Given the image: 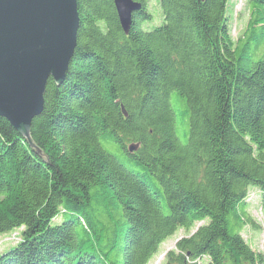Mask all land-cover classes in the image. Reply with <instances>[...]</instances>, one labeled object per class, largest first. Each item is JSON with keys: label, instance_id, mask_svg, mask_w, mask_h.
<instances>
[{"label": "trees", "instance_id": "16d2710c", "mask_svg": "<svg viewBox=\"0 0 264 264\" xmlns=\"http://www.w3.org/2000/svg\"><path fill=\"white\" fill-rule=\"evenodd\" d=\"M136 1L125 34L113 0H76L31 123L45 160L0 116V264H147L178 230L164 264H263L240 229L251 188L264 210V0L236 40L228 0H159L148 29Z\"/></svg>", "mask_w": 264, "mask_h": 264}, {"label": "water", "instance_id": "95a60500", "mask_svg": "<svg viewBox=\"0 0 264 264\" xmlns=\"http://www.w3.org/2000/svg\"><path fill=\"white\" fill-rule=\"evenodd\" d=\"M113 3L120 26L128 34L132 13L141 3ZM77 28L76 0H0V116L44 160L31 136V122L43 110L48 78L56 86L65 80ZM136 147L130 144L128 151Z\"/></svg>", "mask_w": 264, "mask_h": 264}, {"label": "rangeland", "instance_id": "374dc122", "mask_svg": "<svg viewBox=\"0 0 264 264\" xmlns=\"http://www.w3.org/2000/svg\"><path fill=\"white\" fill-rule=\"evenodd\" d=\"M147 9L153 14V19L142 24L144 26L143 28L148 29L160 25L162 21V12L159 0H148ZM250 11L251 8L246 3V0L227 1L226 16L230 34L233 40H236L237 38L242 36V33L244 32L249 19ZM259 198L260 192L255 188H251L248 192V197L246 198V211L253 219V221L261 226V228H254L252 225L250 226L246 224L243 228L240 229V234L244 237V240L249 243L253 250L262 254L264 259V230L262 228L264 222V210L260 207ZM200 224L201 223H196L191 232H193ZM20 230L21 228L16 229L19 234ZM184 235V230H178L177 232H175V234H173L159 246L158 252L151 258V260L147 264H164L166 252L170 249H173L175 246V242ZM15 243L16 242L11 241L10 233L0 235V253L8 250L10 247L14 246ZM205 261L206 260L202 262L200 261L198 262V264H204Z\"/></svg>", "mask_w": 264, "mask_h": 264}, {"label": "bare ground", "instance_id": "6f19581e", "mask_svg": "<svg viewBox=\"0 0 264 264\" xmlns=\"http://www.w3.org/2000/svg\"><path fill=\"white\" fill-rule=\"evenodd\" d=\"M250 196V195H249ZM248 197V196H247ZM264 223V222H263ZM259 226V225H258ZM264 226V225H263ZM263 226H262V228H263ZM257 228H261V226H259V227H257ZM263 230H264V228H263ZM244 238V237H243ZM204 260H206V258H204Z\"/></svg>", "mask_w": 264, "mask_h": 264}, {"label": "built area", "instance_id": "2783aa9c", "mask_svg": "<svg viewBox=\"0 0 264 264\" xmlns=\"http://www.w3.org/2000/svg\"><path fill=\"white\" fill-rule=\"evenodd\" d=\"M13 236V235H12Z\"/></svg>", "mask_w": 264, "mask_h": 264}]
</instances>
